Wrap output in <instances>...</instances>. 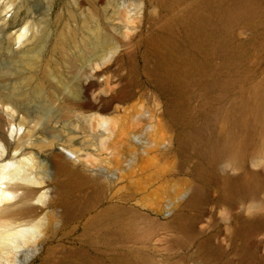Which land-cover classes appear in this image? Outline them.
I'll return each mask as SVG.
<instances>
[{"label":"rangeland","instance_id":"obj_1","mask_svg":"<svg viewBox=\"0 0 264 264\" xmlns=\"http://www.w3.org/2000/svg\"><path fill=\"white\" fill-rule=\"evenodd\" d=\"M1 18L0 91L40 127L25 152L75 149L61 182L94 181L52 184L29 264H264V0H18ZM22 22L39 40L18 53Z\"/></svg>","mask_w":264,"mask_h":264},{"label":"bare ground","instance_id":"obj_2","mask_svg":"<svg viewBox=\"0 0 264 264\" xmlns=\"http://www.w3.org/2000/svg\"><path fill=\"white\" fill-rule=\"evenodd\" d=\"M17 2L18 0H0V12L9 14ZM2 19L4 18L0 20ZM15 20L17 22V18ZM21 25L15 32L9 33V42L13 48H17L18 53L28 43H38L39 40L33 24L22 22ZM12 29H16L15 26H12ZM12 29L6 21L0 26V30L5 33L11 32ZM155 41L152 40L153 46L156 44ZM66 42V38L63 37L56 50L64 49ZM120 57L115 58L119 60ZM95 85L89 84L88 89ZM93 117L104 132L110 130L113 118L99 114ZM32 122L33 120L24 114L17 102L0 91V264H29L41 252L51 225L56 220L54 214H51L54 209L52 200L54 182L56 189L64 192L78 181L79 183L93 181L81 176L78 179L68 178L66 182H61L69 171L65 163L80 161V155L75 149L64 152L54 148L52 143H46L47 146H51L49 150L26 153L34 133L40 128L38 124L30 127ZM206 145L210 148L209 144ZM227 185L232 189L235 183L229 181ZM32 195H35L33 199ZM39 211L48 212L43 216H33ZM22 257L23 259H20Z\"/></svg>","mask_w":264,"mask_h":264}]
</instances>
